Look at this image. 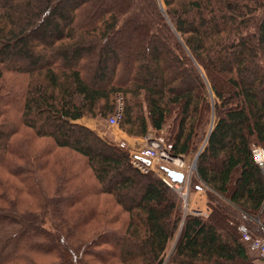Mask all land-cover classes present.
<instances>
[{
    "label": "trees",
    "instance_id": "obj_1",
    "mask_svg": "<svg viewBox=\"0 0 264 264\" xmlns=\"http://www.w3.org/2000/svg\"><path fill=\"white\" fill-rule=\"evenodd\" d=\"M163 2L0 0V264H259L239 226L264 236V0ZM119 97L121 128L166 129L174 155L208 133L190 181L207 214L78 121Z\"/></svg>",
    "mask_w": 264,
    "mask_h": 264
},
{
    "label": "rangeland",
    "instance_id": "obj_2",
    "mask_svg": "<svg viewBox=\"0 0 264 264\" xmlns=\"http://www.w3.org/2000/svg\"><path fill=\"white\" fill-rule=\"evenodd\" d=\"M161 2V6H163V8H165L164 6V2L163 0H160ZM199 67L203 70V68L199 65ZM204 71V70H203ZM86 118V121H91L92 124L98 128V129H101V131H105L106 132V136L107 138L109 139H116L114 142H120V141H126V138L127 136H129L120 126V124L118 125H114V124H110L109 122V118H93V117H84ZM214 120V118H213ZM213 120L211 121L210 123V126H209V130L208 132L211 130V127H212V124H213ZM165 130V131H164ZM162 131H155V130H151L149 132V134L146 136V137H143L145 142H142V143H137L136 145H144L143 147H146V146H149L151 145L153 142V139H158L161 138L163 140H165V136H166V129H164ZM26 131H27V127L23 125V123H21V128L19 129V132L18 134L16 135L17 138H23L25 137L26 135ZM207 136H208V133L205 137V139L202 140V143L201 145L198 147L197 151L195 153H193L192 155L190 156H183V163L180 162V160H177L173 163H170L168 162L167 160H162L160 159L159 160V164L155 163L154 164V171L158 174V175H164L165 174V171L160 168L161 165H165V166H169L170 168H174V169H184L185 173H186V180H187V184L185 186V192H186V198H184L182 196V194H180L176 189V191L178 192V194L183 198V205L185 206V208H187L188 210L191 209V204H193L194 200H199V195H197L198 192L196 191H193L191 190L190 188V181H191V178H192V174L195 173L196 171V168H197V163L196 165L195 164V161L196 159L198 160V153L202 151V149L204 148L205 144H206V141H207ZM129 137H133V136H129ZM136 138V137H134ZM150 138L152 139V141H150ZM29 143L30 145L33 147V148H36V149H39L41 147H46V144H47V138H44V137H38V136H32V138L29 140ZM119 145V144H118ZM146 145V146H145ZM120 146V145H119ZM121 147V146H120ZM124 149H127L129 150L130 148H134L133 146H130L129 144H127L126 147H123ZM61 148H59L60 150ZM136 149V148H135ZM139 149V148H138ZM67 153V151H65ZM185 162V163H184ZM183 164V165H182ZM3 175H5L6 178H12V180L16 183H19V181L15 178V176H11L10 174H8V172L6 171L5 173H3ZM162 177V176H161ZM11 180V179H10ZM181 191H183V189H181ZM14 194V193H13ZM204 194V192H203ZM23 196L25 197H28L26 196V194H23L21 195L20 197L22 198ZM110 196V195H109ZM109 196L106 194V195H102V206L104 205V207H108L109 208V215L110 216H114L116 214H119V218H118V221L116 222H112L110 224L111 227L113 228H121V226H123V222L124 220L126 219L127 217V214L124 213L121 208L112 201V197H111V200H108ZM100 197V195H99ZM206 197V196H205ZM29 198V197H28ZM101 199V198H100ZM27 200V199H26ZM100 201V200H99ZM202 205L204 206V202L202 203ZM112 208V209H110ZM259 220V219H258ZM89 227V226H88ZM29 232L27 231V235ZM258 237H261L264 239V236L262 235H258ZM174 240L172 241L173 243L175 242V239L176 238H173ZM117 241V240H116ZM17 241L13 242L15 243V246L13 249H16L17 248ZM104 242V241H103ZM105 245V243H104ZM103 246V245H102ZM13 249L10 248V251L13 252ZM251 255H253V257L258 260L260 258H263L261 257L257 251L255 250H251ZM11 254V253H9ZM38 260L42 261V262H49V260H56V259H52V258H47V257H39ZM109 264H121V262H119L118 260H112L111 263Z\"/></svg>",
    "mask_w": 264,
    "mask_h": 264
},
{
    "label": "built area",
    "instance_id": "obj_3",
    "mask_svg": "<svg viewBox=\"0 0 264 264\" xmlns=\"http://www.w3.org/2000/svg\"><path fill=\"white\" fill-rule=\"evenodd\" d=\"M118 107L116 108L113 115L109 118L110 124L118 125L120 122V119L122 117L123 113V101L121 97H119ZM150 141L152 139L150 138ZM153 143L149 146L142 147L139 149L130 148V155L132 158V162L134 166H136L138 169H140L142 172H148L150 170L154 169V164H159V160H167L170 163H173L178 158L174 159L173 161H170L169 158L171 157V148L172 144L166 142L165 140L159 138L153 139ZM121 147H126L127 143L125 141L117 142ZM254 156L256 161L260 164L261 168L264 172V148L261 146H255L253 148ZM148 160V161H147ZM183 163V161H180ZM163 180L169 184L171 187L176 189L184 198H186V192L185 186L188 183L186 180V173H185V179L183 182H174L171 180V178L167 175H161ZM183 189V191H181ZM240 231L242 232V240L244 243L247 244L248 248L250 250H255L258 252V254L263 257L264 256V239L258 236H253L252 233L248 230L247 227L244 225L239 226Z\"/></svg>",
    "mask_w": 264,
    "mask_h": 264
},
{
    "label": "crops",
    "instance_id": "obj_4",
    "mask_svg": "<svg viewBox=\"0 0 264 264\" xmlns=\"http://www.w3.org/2000/svg\"><path fill=\"white\" fill-rule=\"evenodd\" d=\"M79 122L84 123L94 129H97L98 131H100V133L104 136H106V132L105 131H101V129L96 128L91 121H86V118L82 117L80 119H78ZM114 141L116 140L115 138L113 139ZM127 144H129L130 146H133L134 148L138 149V148H142L144 145H136L137 143H142L145 142L143 137H129L127 136L126 141ZM146 146V145H145ZM185 163V162H184ZM183 165V164H182ZM180 170V169H178ZM181 171H184V169H181ZM198 192L197 195H199V200H194L193 204H191V209H200L202 213L207 214L209 212V207L207 206V201H206V197L205 194H203V191L199 190L196 191ZM204 202V206L202 205V203ZM257 262L259 264H264V261L261 259H258Z\"/></svg>",
    "mask_w": 264,
    "mask_h": 264
},
{
    "label": "water",
    "instance_id": "obj_5",
    "mask_svg": "<svg viewBox=\"0 0 264 264\" xmlns=\"http://www.w3.org/2000/svg\"><path fill=\"white\" fill-rule=\"evenodd\" d=\"M207 139H208V136H207ZM176 158H178L180 161H183L182 155H174V154H171V157L169 158V160L173 161ZM196 163H197V159H196L194 165H196ZM162 168L166 171L167 175L171 178L172 181H174V182H183L184 181L185 173L183 171L177 170L174 168H170L169 166H165V165H163Z\"/></svg>",
    "mask_w": 264,
    "mask_h": 264
},
{
    "label": "bare ground",
    "instance_id": "obj_6",
    "mask_svg": "<svg viewBox=\"0 0 264 264\" xmlns=\"http://www.w3.org/2000/svg\"><path fill=\"white\" fill-rule=\"evenodd\" d=\"M212 128V127H211Z\"/></svg>",
    "mask_w": 264,
    "mask_h": 264
}]
</instances>
